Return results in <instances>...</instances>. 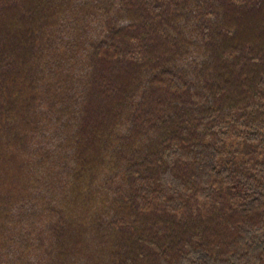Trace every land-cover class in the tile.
Wrapping results in <instances>:
<instances>
[{
	"label": "trees",
	"instance_id": "16d2710c",
	"mask_svg": "<svg viewBox=\"0 0 264 264\" xmlns=\"http://www.w3.org/2000/svg\"><path fill=\"white\" fill-rule=\"evenodd\" d=\"M0 264H264V0H0Z\"/></svg>",
	"mask_w": 264,
	"mask_h": 264
}]
</instances>
